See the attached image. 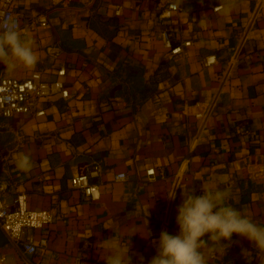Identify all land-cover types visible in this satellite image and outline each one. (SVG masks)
Masks as SVG:
<instances>
[{
    "label": "crops",
    "instance_id": "0c3cea01",
    "mask_svg": "<svg viewBox=\"0 0 264 264\" xmlns=\"http://www.w3.org/2000/svg\"><path fill=\"white\" fill-rule=\"evenodd\" d=\"M178 2L173 44L191 45L170 60L159 37V0H68L67 6L14 0L24 21L46 13L50 25L28 34L37 63L13 71L0 64V76L39 71L44 81H64L70 92L67 100L47 99L43 117L0 119L4 203L25 193L31 210L56 214L35 232L37 242L46 237L49 243L34 259L105 264L101 242L114 236L130 245L131 264H149L161 231L178 234L182 192L198 194L208 180L228 190V203L264 225V3L243 43V29L261 0H232L229 13L213 11L225 0ZM241 46L240 60L222 83ZM210 55L218 63L204 68L201 60ZM61 67L65 76L58 74ZM216 97L204 128L182 112L186 102ZM20 153L31 157L27 171L16 167ZM93 165L103 170L97 201L71 186L82 167ZM150 169L156 170L152 182ZM121 172L128 179L115 182ZM173 189L176 199L170 200ZM228 243L209 255L208 264H264V251L246 238L234 234ZM21 257L5 237L0 264H22Z\"/></svg>",
    "mask_w": 264,
    "mask_h": 264
},
{
    "label": "built area",
    "instance_id": "2783aa9c",
    "mask_svg": "<svg viewBox=\"0 0 264 264\" xmlns=\"http://www.w3.org/2000/svg\"><path fill=\"white\" fill-rule=\"evenodd\" d=\"M14 0H5L0 6V22L15 20L22 32L27 34L37 28H47L50 20L46 13H42L28 21H24L22 16L13 6ZM264 0H261L253 10L250 20L243 29V43L249 39L251 30L254 28L262 9ZM53 6H67L68 0H51ZM224 3L213 8L214 12L223 9ZM160 11L158 14L162 31L159 34L161 41L168 51V58L173 60L184 54L185 49L191 45V41L183 44L174 45V32L172 30V18L175 13L181 11L178 0H159ZM122 7L117 6L116 16H120ZM242 53V46L237 50L228 61V69L222 83L226 82L231 69L238 63ZM218 63L216 56L210 55L202 58L201 64L204 68H210ZM66 67L59 69V76L66 75ZM60 96L67 100L70 98V92L67 84L62 80L44 81L39 71L33 72L26 78H19L11 75L0 76V119L10 120L17 115L32 114L36 117H43L46 114L42 105L47 99ZM218 97L212 102H194L185 103L182 108L183 114L192 116L200 121L202 127L209 118L215 113ZM7 126V125H6ZM5 127V125H4ZM3 126H0V135ZM102 167L93 165L82 167L77 175L71 178V186L79 190L91 201H97L100 198V185L98 179L102 176ZM150 182L155 181L156 170L150 169L146 172ZM128 175L125 172L114 176L115 182H125ZM7 190L6 184H0V230L4 233L8 242L21 254L22 264H48L44 260L34 259L40 248L48 246V239L41 238L38 242L35 238L37 230H44L51 225L56 214L53 210L34 211L29 208L28 197L25 193H19L13 199L12 204H5L2 195ZM202 194L201 191L197 195ZM75 264H88V260L79 258Z\"/></svg>",
    "mask_w": 264,
    "mask_h": 264
},
{
    "label": "clouds",
    "instance_id": "9594fccd",
    "mask_svg": "<svg viewBox=\"0 0 264 264\" xmlns=\"http://www.w3.org/2000/svg\"><path fill=\"white\" fill-rule=\"evenodd\" d=\"M231 10L232 0H225L222 11ZM37 60L27 32H22L14 19L0 22V64L13 71L19 66L31 68ZM15 163L21 171L32 166L31 157L26 153L18 154ZM200 191V195L196 194V189L182 192L176 216L178 234L161 231L158 241H153L157 251L149 264H208L209 255L219 248L229 247L234 234L264 251V225L228 203V190L208 180L201 184ZM167 198L175 200L176 189L170 191ZM105 229L113 231L112 224H105ZM101 248L105 264H131L130 245H124L118 237L104 239Z\"/></svg>",
    "mask_w": 264,
    "mask_h": 264
},
{
    "label": "water",
    "instance_id": "95a60500",
    "mask_svg": "<svg viewBox=\"0 0 264 264\" xmlns=\"http://www.w3.org/2000/svg\"><path fill=\"white\" fill-rule=\"evenodd\" d=\"M5 241V235L4 233L0 230V243H3Z\"/></svg>",
    "mask_w": 264,
    "mask_h": 264
}]
</instances>
